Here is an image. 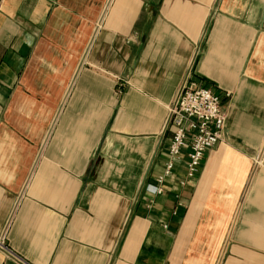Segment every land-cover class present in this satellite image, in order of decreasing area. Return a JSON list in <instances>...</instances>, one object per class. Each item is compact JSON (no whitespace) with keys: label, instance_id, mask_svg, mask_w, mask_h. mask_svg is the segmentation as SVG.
Segmentation results:
<instances>
[{"label":"crops","instance_id":"crops-1","mask_svg":"<svg viewBox=\"0 0 264 264\" xmlns=\"http://www.w3.org/2000/svg\"><path fill=\"white\" fill-rule=\"evenodd\" d=\"M185 80L225 128L155 193ZM0 238V264H264V0H0Z\"/></svg>","mask_w":264,"mask_h":264},{"label":"built area","instance_id":"built-area-1","mask_svg":"<svg viewBox=\"0 0 264 264\" xmlns=\"http://www.w3.org/2000/svg\"><path fill=\"white\" fill-rule=\"evenodd\" d=\"M225 124L223 98L209 88L185 80L169 106L167 129L172 133L169 159L164 173L157 179L154 192H162L161 186L172 173L174 160L185 150L188 151L186 176L188 179L194 177L206 151L221 140ZM0 247L10 251L3 238H0Z\"/></svg>","mask_w":264,"mask_h":264}]
</instances>
